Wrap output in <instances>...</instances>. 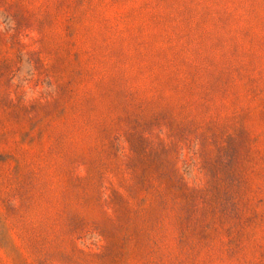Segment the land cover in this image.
<instances>
[{
  "label": "rangeland",
  "instance_id": "rangeland-1",
  "mask_svg": "<svg viewBox=\"0 0 264 264\" xmlns=\"http://www.w3.org/2000/svg\"><path fill=\"white\" fill-rule=\"evenodd\" d=\"M0 264H264V0H0Z\"/></svg>",
  "mask_w": 264,
  "mask_h": 264
}]
</instances>
